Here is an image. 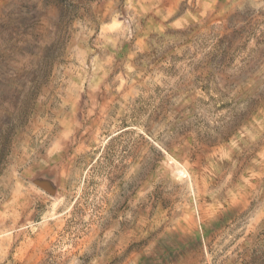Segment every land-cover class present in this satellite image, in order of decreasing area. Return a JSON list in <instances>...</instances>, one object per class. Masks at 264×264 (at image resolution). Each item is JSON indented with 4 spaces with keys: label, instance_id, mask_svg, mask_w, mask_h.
Segmentation results:
<instances>
[{
    "label": "rangeland",
    "instance_id": "rangeland-1",
    "mask_svg": "<svg viewBox=\"0 0 264 264\" xmlns=\"http://www.w3.org/2000/svg\"><path fill=\"white\" fill-rule=\"evenodd\" d=\"M0 264H264V0H0Z\"/></svg>",
    "mask_w": 264,
    "mask_h": 264
}]
</instances>
